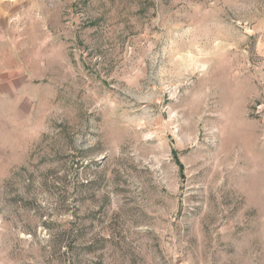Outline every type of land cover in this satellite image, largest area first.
<instances>
[{"label": "rangeland", "instance_id": "1", "mask_svg": "<svg viewBox=\"0 0 264 264\" xmlns=\"http://www.w3.org/2000/svg\"><path fill=\"white\" fill-rule=\"evenodd\" d=\"M2 10L0 264H264V0Z\"/></svg>", "mask_w": 264, "mask_h": 264}, {"label": "crops", "instance_id": "2", "mask_svg": "<svg viewBox=\"0 0 264 264\" xmlns=\"http://www.w3.org/2000/svg\"><path fill=\"white\" fill-rule=\"evenodd\" d=\"M10 14H8L7 11L2 10L1 16H0V36H3V41H5L7 39V37L9 36V32H11V34H13V28L14 26H12L11 31H8L7 28L9 27V20H10ZM12 23V22H11ZM8 25V27H7ZM11 26V25H10ZM4 48H6V46H3ZM16 49V47H15ZM2 62V61H0ZM5 64V63H4ZM12 73H16L15 71H10ZM1 74H9V72L6 71H2Z\"/></svg>", "mask_w": 264, "mask_h": 264}]
</instances>
